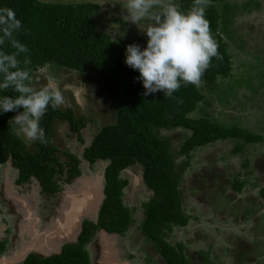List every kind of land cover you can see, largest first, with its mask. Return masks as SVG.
<instances>
[{
	"label": "trees",
	"instance_id": "obj_1",
	"mask_svg": "<svg viewBox=\"0 0 264 264\" xmlns=\"http://www.w3.org/2000/svg\"><path fill=\"white\" fill-rule=\"evenodd\" d=\"M192 2L179 0V5L183 10H188ZM0 6L14 8L17 17L22 20L23 29L19 38L31 49L32 75L47 64L92 72L107 89L117 116L115 123L100 130L86 151L91 161L110 160L105 173L106 199L98 221L87 220L84 232L79 236L80 241L67 244L60 254L49 257L31 254L20 264H90L91 259L84 246L98 231L105 229L124 235L132 227L134 217L132 209L124 202L129 181L121 177V172L134 165L141 167L144 181L154 192L150 200L143 204L145 219L142 232L155 243L156 251L162 253L168 264H199L197 259H190L183 243L175 244L167 239L174 226H186L190 220L184 209L182 184L187 181L185 171L191 166L192 152L218 141L245 138L248 142H255L263 138L246 127L228 126L220 120H213L208 113L204 116L194 113H201L200 103L206 98V92L213 91L218 80L229 76L233 70V56L221 30L222 16L217 5L212 3L206 15L222 59L213 58L198 87L183 85L173 98H167L163 91L144 94L138 70L125 63L128 44L99 30L94 17L100 7L98 2L0 0ZM16 114H0V164L12 156L13 163L20 166L22 175H34L43 184L47 183L57 164L52 141L47 139L46 144L36 141L39 147H27L10 123ZM58 114L65 115L62 111L49 108L43 119L52 122ZM65 116L74 120L69 114ZM177 128L191 131L178 153L187 156V162L177 161L172 139L162 134L163 130ZM243 150L244 143H236L233 148L234 153ZM74 165V173L78 176L81 170L77 162ZM53 183L49 182L50 190L55 189ZM244 183L235 177L233 186L240 192ZM200 187L193 185L196 191ZM261 192L264 197V187ZM259 206L256 207L257 211H260ZM262 219L263 215H259L256 220L258 227L263 223ZM227 254L232 256V264H238L236 250L230 249ZM216 257L221 261L220 254ZM214 263L219 262L216 260ZM200 264H209V260L204 258Z\"/></svg>",
	"mask_w": 264,
	"mask_h": 264
},
{
	"label": "rangeland",
	"instance_id": "obj_2",
	"mask_svg": "<svg viewBox=\"0 0 264 264\" xmlns=\"http://www.w3.org/2000/svg\"><path fill=\"white\" fill-rule=\"evenodd\" d=\"M90 1L99 4L103 2ZM110 2L100 4L94 15L99 30L127 44L138 43L142 48L145 47L148 39L146 34L137 24L123 22L122 15L126 10L116 4L117 0ZM176 2L179 4V0ZM212 3L217 5L222 16L221 30L233 56V70L229 76L218 80L213 91L206 92V98L200 103L201 113H194L198 116L208 113L213 120H220L228 126L246 127L263 138L255 142H248L245 138L218 141L192 152L191 166L185 171L187 181L182 184L184 209L190 220L186 226H174L167 239L175 244L183 243L190 259H197L199 264L204 258L209 260V264H216V260L221 264H232V256L227 253L233 246L235 236L258 242L250 230L254 228L253 220L257 216V210L254 213L252 211L253 205L255 207L260 203L259 215L264 213V197L261 192L264 186V0H211ZM48 67L46 65L45 68ZM85 73L79 71L75 74L77 79L74 83L80 84L78 77L85 76ZM53 77L59 80L58 76ZM93 82L97 85L95 87L102 88L98 80L94 79ZM92 97L99 99L95 94ZM162 134L172 139L177 161L187 162L189 158L178 153L191 131L177 128L163 130ZM236 143H244L242 152H233ZM130 170L123 173L130 180L124 202L132 209L134 222L124 236L121 235L119 241L117 239L115 247L124 250V259L132 264H161V258L158 260L150 254L151 245L155 243L145 238L147 236L141 230L145 219L142 201L148 200L154 192L144 181L142 187L141 167H132ZM102 171L98 173L102 175ZM235 177L245 182L240 192L233 186ZM191 184L201 187L196 191ZM243 205L248 208H244L247 211L240 216L236 214V209L241 206L242 210ZM261 222L264 223V218ZM258 235L264 238V234ZM248 240L252 246L253 242ZM217 254H220L221 261H218Z\"/></svg>",
	"mask_w": 264,
	"mask_h": 264
},
{
	"label": "clouds",
	"instance_id": "obj_3",
	"mask_svg": "<svg viewBox=\"0 0 264 264\" xmlns=\"http://www.w3.org/2000/svg\"><path fill=\"white\" fill-rule=\"evenodd\" d=\"M105 2L111 3L100 4ZM117 3L126 10L123 22L137 24L148 37L145 47L130 43L125 49V63L138 70L145 95L163 91L173 98L183 85L198 87L213 58L222 59L206 15L211 0H193L188 10L176 0ZM22 29L15 9L0 6V114L17 113L10 123L22 137L46 144L41 121L49 108L62 105L63 95L50 83L34 82L31 49L19 38Z\"/></svg>",
	"mask_w": 264,
	"mask_h": 264
},
{
	"label": "flooded vegetation",
	"instance_id": "obj_4",
	"mask_svg": "<svg viewBox=\"0 0 264 264\" xmlns=\"http://www.w3.org/2000/svg\"><path fill=\"white\" fill-rule=\"evenodd\" d=\"M47 66L49 67L45 68L46 65L40 67L33 75V80L41 85L50 83L54 87L59 88L63 95V103L57 108V110L64 112L65 115H71L74 117V120L72 121L69 117L65 115L64 117L61 114H58L53 117L52 122L46 121V118L41 121V126L45 129L46 138L48 141H52L51 146L55 149L53 156L57 160V164L54 166L53 176L51 179L49 178L47 180V183L43 184L41 180L34 177V175L29 177L22 175L19 170L20 166L13 163L12 156H10L5 163L0 164V229L2 228V230H0V255H10L15 250L19 249L23 243L21 227L25 218L18 204L7 195L11 188L15 189L20 194L25 195L28 200L32 198L31 201L34 202L33 208L35 209V214L39 218L40 229L44 230L59 216L60 209L66 201V190L75 187L78 184L79 178L83 175L86 176L85 173L90 171L96 173L101 169L106 173L107 167L110 164V160L98 159L91 161L86 156L87 149L91 146L100 130L106 125L115 123L117 119L116 110L111 102L107 89L104 87L101 80L92 72L85 73L87 71H81L86 75L81 76V78L78 77L80 84H75L74 80L77 79L75 74H77L79 70L61 65L47 64ZM64 71L67 73L63 74L62 72ZM53 76H58L59 80L55 79ZM94 79L96 81L98 80L100 86L102 83L101 89L100 87H95L96 84L94 85ZM94 94L99 96L98 100H95V98L92 97ZM67 95H69V97ZM13 127L16 128L17 134L25 141L27 147H39L36 141H30L27 138H23L14 124ZM76 162L81 170V174L78 176L74 173V164ZM138 166L139 165H134L125 168L121 172V177L127 179L130 184V180L124 177L123 173L131 172L132 170L130 169H132V167L138 168ZM85 170L87 172H85ZM140 176L142 183V181H144L142 169ZM52 181H54V190H50L48 186L49 182ZM144 183L146 184L145 181ZM142 185V187H144L143 183ZM146 186L148 187L147 184ZM150 198L146 201H142V207L145 202L150 200ZM258 205H260V203ZM243 206L242 210L241 206L236 209V214H239L240 216L243 215ZM256 207L258 208V206L254 207L253 205L252 211L257 210ZM245 208H248V206H245ZM260 212L261 209L260 211H257V216L253 220L255 222L254 228L250 229L253 233L251 235H255L254 237L258 239V242L254 240L251 241L252 239L248 240L250 238L245 239L246 237L243 238V236H235L236 238L233 239V246L232 248H229V250H236L235 258L238 261V264H264V238H261L258 235V233H261L262 235L264 234V226H261L264 223L258 227L257 224L259 223L256 221ZM262 215L264 218V213ZM87 220L95 221L93 218H86L84 220V226ZM84 228L85 227H83L82 233L84 232ZM101 230L98 231L92 240L84 246L89 253L91 259L90 264H102L101 259L103 256L104 242L102 241ZM256 230L259 231L257 232ZM107 233L111 237L116 235V241L117 239L119 241L121 238V234L108 231ZM142 234L146 236L143 232ZM246 240L253 242V245L251 246ZM78 241H80L79 237L75 242L69 243H76ZM69 243L63 245L62 251ZM2 246L4 247L3 250ZM153 247L152 244L151 249L153 252L150 251L151 256L157 257L158 260L161 258V264H168L162 253L156 251L157 248ZM244 248H246V251H244ZM117 251L118 258L125 260L124 256L126 252L121 250V248H117ZM61 252H54L49 256L60 254ZM39 255L49 257L42 254Z\"/></svg>",
	"mask_w": 264,
	"mask_h": 264
},
{
	"label": "water",
	"instance_id": "obj_5",
	"mask_svg": "<svg viewBox=\"0 0 264 264\" xmlns=\"http://www.w3.org/2000/svg\"><path fill=\"white\" fill-rule=\"evenodd\" d=\"M98 172L81 176L75 187L66 190V201L59 216L44 230L40 229L32 198L28 200L25 195L11 188L7 195L18 204L25 218L21 227L23 243L10 255H0V264H20L31 253L49 256L61 252L63 245L75 242L80 236L86 218H93L97 222L106 199L105 173L104 170L102 175ZM101 237L104 242L102 264H132L129 260L118 258L116 235L111 237L102 229Z\"/></svg>",
	"mask_w": 264,
	"mask_h": 264
}]
</instances>
